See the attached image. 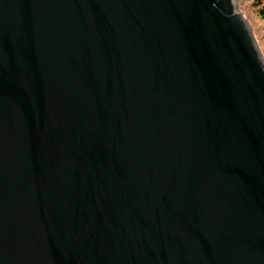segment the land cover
<instances>
[{"label":"water","instance_id":"obj_1","mask_svg":"<svg viewBox=\"0 0 264 264\" xmlns=\"http://www.w3.org/2000/svg\"><path fill=\"white\" fill-rule=\"evenodd\" d=\"M0 264H264L232 0H0Z\"/></svg>","mask_w":264,"mask_h":264},{"label":"rangeland","instance_id":"obj_2","mask_svg":"<svg viewBox=\"0 0 264 264\" xmlns=\"http://www.w3.org/2000/svg\"><path fill=\"white\" fill-rule=\"evenodd\" d=\"M232 2L235 11L243 16L251 28L252 33H254L253 37L257 40V46H259L258 48L261 50L264 60V24L251 11L250 5L253 0H232Z\"/></svg>","mask_w":264,"mask_h":264},{"label":"trees","instance_id":"obj_3","mask_svg":"<svg viewBox=\"0 0 264 264\" xmlns=\"http://www.w3.org/2000/svg\"><path fill=\"white\" fill-rule=\"evenodd\" d=\"M250 7H251V11L254 13V15L264 24V0H253ZM255 40H256V38H255ZM256 42H257V40H256ZM260 53H261V50H260ZM261 55H262V53H261Z\"/></svg>","mask_w":264,"mask_h":264}]
</instances>
